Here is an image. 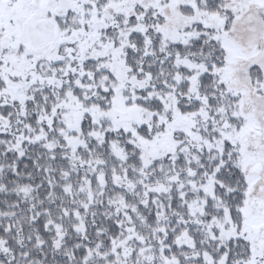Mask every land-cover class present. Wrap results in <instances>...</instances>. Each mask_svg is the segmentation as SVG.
Wrapping results in <instances>:
<instances>
[{"label":"snow or ice","instance_id":"obj_1","mask_svg":"<svg viewBox=\"0 0 264 264\" xmlns=\"http://www.w3.org/2000/svg\"><path fill=\"white\" fill-rule=\"evenodd\" d=\"M0 264H264V0H0Z\"/></svg>","mask_w":264,"mask_h":264}]
</instances>
